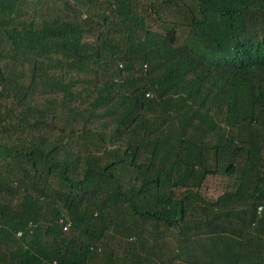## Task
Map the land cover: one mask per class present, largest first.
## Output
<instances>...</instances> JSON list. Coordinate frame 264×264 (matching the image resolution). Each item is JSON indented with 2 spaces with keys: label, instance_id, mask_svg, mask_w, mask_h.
Listing matches in <instances>:
<instances>
[{
  "label": "trees",
  "instance_id": "16d2710c",
  "mask_svg": "<svg viewBox=\"0 0 264 264\" xmlns=\"http://www.w3.org/2000/svg\"><path fill=\"white\" fill-rule=\"evenodd\" d=\"M178 262L264 264V0H0V264Z\"/></svg>",
  "mask_w": 264,
  "mask_h": 264
},
{
  "label": "rangeland",
  "instance_id": "374dc122",
  "mask_svg": "<svg viewBox=\"0 0 264 264\" xmlns=\"http://www.w3.org/2000/svg\"><path fill=\"white\" fill-rule=\"evenodd\" d=\"M95 34L92 35L91 41H95ZM95 68L90 65H82L78 67H67L66 68V80H76V79H90L95 76ZM42 95H35V99L40 100Z\"/></svg>",
  "mask_w": 264,
  "mask_h": 264
},
{
  "label": "built area",
  "instance_id": "2783aa9c",
  "mask_svg": "<svg viewBox=\"0 0 264 264\" xmlns=\"http://www.w3.org/2000/svg\"><path fill=\"white\" fill-rule=\"evenodd\" d=\"M147 97H153V93H152V92H149V93L147 94ZM70 227H71V225H70V224H67V225L65 226L64 230L67 231V230L70 229ZM17 236L20 238V237L23 236V233H22V232H19ZM175 264H183V263H182V262H178V263H175Z\"/></svg>",
  "mask_w": 264,
  "mask_h": 264
}]
</instances>
